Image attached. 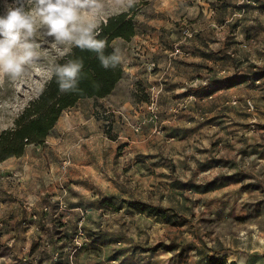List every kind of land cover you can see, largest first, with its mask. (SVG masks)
Masks as SVG:
<instances>
[{"label":"rangeland","instance_id":"rangeland-1","mask_svg":"<svg viewBox=\"0 0 264 264\" xmlns=\"http://www.w3.org/2000/svg\"><path fill=\"white\" fill-rule=\"evenodd\" d=\"M221 1L223 0H137L131 13L134 15L135 34L138 39H133V37L129 41L116 39L112 42V46L124 61H128L134 53H138L143 48L146 50V47L151 44L150 40L154 39L155 43L159 45L158 49H161L166 56V61L172 62L189 57L191 45L196 40L198 41L199 35L203 32L206 33V30H209L206 33L207 42L210 44L222 43L221 39L225 37L223 29H226L223 26H226L230 31L225 40L231 41L227 45L232 44L244 49V53L247 55L244 60L252 65L251 69L254 73L264 71V14L259 12L264 9L257 8L255 10L259 15H243L246 13L244 6H253V0H236L235 12L231 15H219L217 20L215 19L216 15H202L204 7L208 12L209 9H215ZM105 4L108 11L106 15L101 16L99 24L107 17L130 11V9L121 7L114 2L109 3L108 0H105ZM3 14L4 9L2 0H0V15ZM249 27L253 29L250 34L245 31ZM212 47L217 49L218 46L213 45ZM176 48L180 52L173 55ZM234 49L228 47L227 51L233 55L237 53ZM135 50L137 51L134 52ZM144 55L146 57L145 51ZM41 56L44 59L33 65L22 81L15 84L6 82L0 86V133L14 126L15 120L24 107L39 95L49 80V74L45 70L48 58L56 57L57 60L60 58L59 52L51 43L42 46ZM146 60V65L154 62L155 69L157 68L155 58L150 57ZM159 80L161 92L155 100L156 111L152 117L146 110V102L149 99L148 88L159 83ZM205 81L207 82V77H191L181 84L178 91L187 93L196 87L205 86ZM238 83H242V81L234 82V84ZM165 87L164 78L158 77L147 87L140 88L139 100L141 101L134 109L135 113H132L133 110L130 111L131 114L118 110L114 113L115 115L109 114L103 117H107V120L110 115L116 117L118 124L126 127L133 134L149 125L155 131L154 134L162 135L163 127L167 125L165 121L171 122L174 117H177V113L184 112L180 117L181 123L187 122L189 116L185 111L197 101L193 94L181 97L183 99L180 101L172 98L173 101L176 100L174 102L176 107H172L171 111L167 113L164 105L160 103V97ZM240 91V94L247 93L244 90ZM248 92L249 96L237 97L235 94L236 97L231 98L227 104H222L224 96H219L215 101L218 104L217 107L220 108L216 112L220 114L222 111L218 120L214 118L206 120L214 115L209 109L206 115L197 116V120H194L195 125L189 127H197V125L200 127L199 123H204L210 126V130L216 131V125L220 126L219 124H224L223 127L233 126L232 135L225 140L228 143L232 141L231 150L227 149L228 146L224 141V143L220 142L218 149L213 150L212 153L219 154L221 152L227 155L228 151L232 152L233 159H237L240 173L243 175L248 173L250 177L248 176L249 178L242 181L239 179V177L243 178L240 174L228 175L227 168L229 171L231 166L228 167L224 164L221 165L224 170L221 171L222 174L220 170L213 171L212 169L204 173L190 174L191 178L185 179V183L188 184L189 189L194 190L192 192L177 189L178 183L184 181L178 178L180 177L179 172L175 171L171 164V167L168 168V164L166 166L158 164L160 162L158 160V165H152L146 153L138 154L135 149H130L126 143H123L122 139H117L116 128L112 126L109 119V122L104 125L105 132L102 133V137L100 136L99 140L86 142V146L82 148V151L90 156L91 160L101 158L99 163L94 162V170L89 172L95 173L96 177L103 180L105 184H98L90 174V184L87 182L84 185L86 188L90 187L87 190L90 200L86 201L84 209L76 212L78 223L73 239L75 249L82 247L87 235L98 233L96 221L99 215L101 219L111 222L120 220L129 233L143 237L139 244L146 250L161 245L155 251L167 256L171 255L172 259L177 257L175 262L180 264H206V257L212 258V264H221L222 261L223 264H231V262L234 264H264V147L259 152L255 150L250 153L251 150L243 152L242 145L240 146L245 137L259 136L264 140L261 137L264 133L258 132L264 130V82L252 84L249 86ZM209 101H206L205 110L210 107ZM87 103L82 105L88 107L89 102ZM229 107L234 110V114L242 116L243 121H238V124L241 123L240 125L234 122L235 115L234 120L229 119ZM192 135L194 137V133L189 135L187 144L183 147V161L184 163L188 162L190 168L208 157L202 155L200 149L202 146L198 141L200 133H195L196 136L193 139ZM248 153L250 155H247ZM159 157L162 158V156ZM164 160L167 161L166 158ZM59 161L61 170H70L71 161L68 155H61ZM22 166L23 164L18 158L0 162L1 194L4 193L5 185L9 187L12 183L21 182L23 176L19 172H22ZM213 166H211L213 169L217 167L215 164ZM48 168L47 165L42 170L48 172ZM74 169H76L74 173L80 174L84 171L81 167ZM162 169L165 172H162ZM217 172L220 173L219 175H223L219 178V183L215 179ZM164 173H168V176L165 174L166 176L162 178ZM61 191L63 197L67 195V187H61ZM49 199L52 201V198L49 197ZM53 201L56 203V208L61 211L65 209L62 198L53 199ZM91 203L93 204L91 205ZM138 203L163 210L165 207H169L170 210L165 209L164 217L146 212L140 213L139 209L133 208ZM230 203L234 210H231ZM242 203L244 206L240 207ZM103 204H105V208L100 207ZM227 204L230 207L229 211H226ZM25 207L28 208L29 205L26 204ZM90 208L95 211H91ZM88 219L93 221V223L91 222L93 230L85 228ZM177 253H179L178 256H176ZM1 256L2 248L0 246V264H5Z\"/></svg>","mask_w":264,"mask_h":264},{"label":"crops","instance_id":"crops-1","mask_svg":"<svg viewBox=\"0 0 264 264\" xmlns=\"http://www.w3.org/2000/svg\"><path fill=\"white\" fill-rule=\"evenodd\" d=\"M235 2L236 0H223L219 5H216L215 9H209L208 12L204 7L202 15H216V20L219 15H231L235 12ZM252 2L253 6H244L246 13L243 15H259L255 10L257 8L264 9V4H261L264 0H253ZM259 12L264 14V11ZM224 27L226 29H223L225 37L221 39L222 43L210 44L207 42L206 33L209 30H206V33H201L198 37L199 40L191 45L189 57L172 62L166 61V56L161 49H158L159 45L155 43L154 39H151V44L146 47V50L143 48L138 53L135 50L136 53L128 61L121 60L122 78L107 97L80 100L74 108L61 115L43 145H30L25 149L23 156L18 158L23 164V170L19 172L23 176L21 182L12 183L9 187L5 185L4 193H0V246L2 248L1 258L5 264H180L175 262L177 257L172 259L171 255L167 256L158 251L146 250L139 244L143 237L129 233L120 220L111 222L101 219L99 215L96 221L98 233L86 234L87 239H84L82 247L75 249L73 239L78 223L76 212L84 209L86 201L90 200L88 198L89 191H87L90 187L86 188L84 185L87 182L90 184V174L98 184H105L103 180L96 177L95 173L89 172L94 170V162L99 163L101 158L91 160L90 156L82 151V148L86 146V142L99 140L100 136L102 137V133L105 132L104 125L110 119L112 126L116 128L117 139H122V142L126 143L130 149H135L138 154L146 153L152 165L157 164L160 160L158 164L165 166L168 164V168L172 166L175 171L179 172L180 177L178 178L184 182L178 183V190L192 192L193 189H189L190 187L185 183V179L191 178L190 174L204 173L210 169L223 172L221 165L224 164L228 167L231 166L229 171L227 168L228 175L240 174L243 178L239 177V179L242 181L249 178L248 173L247 175L240 173L237 159H233L232 152L228 151L227 155L221 152L219 154L212 153L213 150L218 149L220 142L224 143L227 138H230L233 126L223 127L224 124H219L220 126L216 125V131L210 130V126L204 123H199L200 127L198 125L189 127L195 125L194 120H197V116L206 115L209 109L214 115L206 120L209 118L218 120L222 111L220 114L216 112L220 108L217 107L218 104L215 101L219 96H224L222 104H227L231 98L236 96H249L248 89L252 84L264 82V71L253 72L252 65L244 60L247 56L244 49L232 44L227 45L228 42H231L225 40L230 30L229 27ZM245 31L250 34L253 29L249 27ZM134 38L138 39L137 34L133 36ZM213 45H217V49L213 48ZM228 47L235 48L234 51L237 53L231 55L227 51ZM150 57L155 58L157 64L153 73H149L145 68L146 59ZM194 76L207 77L205 86L196 87L187 93H180L178 90H180L181 84ZM158 77L164 78L166 87L160 97V103L164 105L167 113L171 111L172 107H176L174 102L183 99L181 97L193 94L197 98V101L185 111L189 116L187 122L181 123L180 117L184 112H179L177 119L174 117L171 122L165 121L167 125L163 127L162 135L154 134L155 131L149 125L133 134L126 127L120 126L116 117L110 115L108 120L107 117H103L114 114L118 110H122L126 114H131L130 111L133 110L132 113H135L134 109L141 101L139 100L140 88L147 87ZM237 81H242V83L228 85L230 82ZM240 90L247 93L240 94ZM235 94L236 96H234ZM172 98L176 100L173 101ZM199 99L202 101L199 102ZM207 100H210V107L205 110L204 106L207 104ZM87 102H89L88 107L82 105ZM230 109L232 108L228 109L229 119L234 120L235 115L234 122L240 125L241 123L238 124V121H243L242 116L234 114V110ZM237 112L239 113V111ZM258 132L264 133V130ZM193 133L194 137L195 133H200V140H198L202 146L200 149L202 155L208 157L190 168L188 167L189 163L183 161V147L187 144L189 135ZM194 137L192 135L191 138ZM261 137L264 138V135ZM225 143L228 146L227 149L231 150L232 141L229 143L225 141ZM241 145L243 152L250 150V153L255 150L259 152L264 147V140L259 136L245 137ZM63 154L68 155L71 161L69 171H63L59 167V160ZM213 164L219 169H213ZM47 165L48 172H45L42 169ZM80 167L84 171L80 174L74 173L76 170L74 168ZM162 172H165L164 169ZM165 174L168 176V173H164L162 178L166 176ZM219 174L217 172V177H215L217 183L223 176ZM95 177L96 179H94ZM63 186L67 187L68 191L64 197L61 191ZM49 197L52 198V201ZM61 198L65 206L63 211L56 208V203L53 201V199ZM26 204L29 205L28 208L25 207ZM243 206L242 203L240 207ZM100 207L105 208L106 206L103 204ZM230 207L231 210H234L231 203ZM230 207L227 204L226 211H229ZM165 209L170 210L169 207H165ZM90 210L95 211L93 208ZM91 222L93 223L88 219L85 225L88 230L94 229ZM178 255L179 253L176 254V256Z\"/></svg>","mask_w":264,"mask_h":264},{"label":"clouds","instance_id":"clouds-1","mask_svg":"<svg viewBox=\"0 0 264 264\" xmlns=\"http://www.w3.org/2000/svg\"><path fill=\"white\" fill-rule=\"evenodd\" d=\"M121 7L133 8L137 0H108ZM0 15V86L22 81L30 68L40 63L41 48L51 43L60 58L72 49L96 54L104 69H115L122 57L113 52L105 55V39H100L98 21L106 15L105 0H2ZM51 38V39H49ZM81 58L59 63L50 57L45 65L49 79L54 78L61 94L77 93L84 78ZM98 88V84H94Z\"/></svg>","mask_w":264,"mask_h":264},{"label":"trees","instance_id":"trees-1","mask_svg":"<svg viewBox=\"0 0 264 264\" xmlns=\"http://www.w3.org/2000/svg\"><path fill=\"white\" fill-rule=\"evenodd\" d=\"M133 8H130L129 12L107 17L100 23L101 35L98 38L106 40L105 55H110L115 51L112 46L114 40L129 41L135 35L134 15L131 13ZM68 58L83 60L84 78L79 83L80 91L61 94L55 79H49L39 95L24 107L15 120L14 126L0 133V162L23 156L25 149L30 145H43L65 111L74 108L80 100L107 97L122 78L121 64L115 69L106 70L101 67L100 61L93 52L74 48L69 56L59 58L57 61L64 63ZM232 83L234 82H230L228 85ZM94 84H98L99 87H94ZM133 208L139 209L140 213L165 216V210L158 207L138 203ZM160 247L161 245H157L148 250L155 251ZM211 260V257H206V264H212ZM231 264L234 263L231 262Z\"/></svg>","mask_w":264,"mask_h":264},{"label":"built area","instance_id":"built-area-1","mask_svg":"<svg viewBox=\"0 0 264 264\" xmlns=\"http://www.w3.org/2000/svg\"><path fill=\"white\" fill-rule=\"evenodd\" d=\"M186 36L189 37V35H186ZM179 52H180V50L178 48H176L173 55H177ZM154 69H155V63L154 62L148 63L146 65V70L148 72H153ZM148 89H149V94H148L149 99L146 102V105H147L146 110L153 117L155 115V111H156L155 100H156L157 96L159 95V93L161 92L160 80H159V83L149 86Z\"/></svg>","mask_w":264,"mask_h":264}]
</instances>
